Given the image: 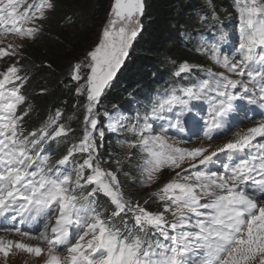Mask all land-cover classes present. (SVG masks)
<instances>
[{
    "label": "snow or ice",
    "instance_id": "6c2138e0",
    "mask_svg": "<svg viewBox=\"0 0 264 264\" xmlns=\"http://www.w3.org/2000/svg\"><path fill=\"white\" fill-rule=\"evenodd\" d=\"M207 2L212 11L202 21L218 22ZM235 4L233 51H222L223 31L197 49L220 70L196 77V66L183 62L173 75L190 82L122 118L103 100L143 31L146 5L114 0L96 44L69 69L77 104L83 97L76 135L60 109L36 128L26 120L33 106L25 50L45 34L57 0H0V231L19 237L0 235V254L16 249L42 264H264V116L212 143L232 135L242 111L250 119L244 105L264 109V0ZM61 23L75 20L66 14ZM106 130L129 133L119 140L124 151L112 158L114 169L103 166ZM65 141V154L54 158V145ZM132 165L148 187L167 171L151 193L157 210L123 191L119 175H131Z\"/></svg>",
    "mask_w": 264,
    "mask_h": 264
},
{
    "label": "trees",
    "instance_id": "16d2710c",
    "mask_svg": "<svg viewBox=\"0 0 264 264\" xmlns=\"http://www.w3.org/2000/svg\"><path fill=\"white\" fill-rule=\"evenodd\" d=\"M108 0H57V11L46 26L45 34L25 50L26 59L22 62L30 73L26 85L33 113L27 117V127L36 128L48 115L57 109L63 111L62 122L81 133L80 120L83 118V97L75 94V84L69 81V69L82 60L88 50L101 35V19L109 12ZM142 18L143 31L130 50L124 70L118 75L103 100V106L116 115L127 109L133 114L143 112L144 106L154 101L171 86L190 82L174 77L176 66L188 62L196 66V77L205 75L202 70L213 68L207 52L197 51L202 45L207 47L219 31L228 33L227 46L232 35L238 31L230 21L235 0H211L215 8L216 20L202 21L201 17L212 11L207 0H146ZM72 15L75 23L67 26L61 23L66 15ZM174 62V63H173ZM51 64V68L47 65ZM41 89L46 91L41 92ZM131 95V99H127ZM131 104H133L131 106ZM135 104V105H134ZM128 136V135H127ZM104 148L101 155L104 167L115 168L112 158L122 155L124 149L117 136L106 130ZM65 141L56 146V158L63 155L69 146ZM110 154V155H109ZM131 175H119L123 191L128 197L150 202V210L159 205L153 202L151 193L165 182V175L150 187H142V179L135 165L126 168ZM102 202L104 198L101 197ZM106 203V202H105ZM107 206V204H106Z\"/></svg>",
    "mask_w": 264,
    "mask_h": 264
},
{
    "label": "rangeland",
    "instance_id": "374dc122",
    "mask_svg": "<svg viewBox=\"0 0 264 264\" xmlns=\"http://www.w3.org/2000/svg\"><path fill=\"white\" fill-rule=\"evenodd\" d=\"M108 1H110V0H108ZM112 2H113V0H111V2H110L109 12L105 16H103L102 19H101V29L105 25V22H106L107 18H109L110 15H111ZM230 21L232 22V24L235 27H238L239 19H238V9H237V7H234V9H232V15L230 16ZM232 36H235V40H233L230 43V45H228L229 46L228 49H223L222 51H226L228 53H231L233 51V49L237 46L238 38H239V32L238 31L235 32V34L232 35ZM7 40H11V37L8 36L6 38V42H7ZM126 61H127V59H126ZM126 61H125L124 65H123V67L121 68V70L118 72L116 78L124 70V68L126 66ZM212 65H213V68L211 69L212 71H219L220 70L219 68H217L214 65L213 61H212ZM2 66H3L2 65V61H0V67H2ZM116 78L114 79V81L112 83L115 82ZM127 99H131V95H129ZM132 105L133 104H131V106ZM141 113H143V112H141ZM116 115L123 118V117H131L133 114H131L130 111H128L127 109H123V110H119L116 113ZM247 126H252V123L251 122L247 123L246 125L242 126L239 130L242 131V129L247 127ZM235 132H233L232 135H230V136H228L226 138L219 139V141L214 140L212 143L216 144L217 142H221V144H223V143L227 142L228 139L234 138ZM127 135H129V133H127V132H124V133L120 134V136H127ZM200 142L201 141L196 140L193 143L194 144H199ZM204 142L207 143V141H204ZM163 174H166L165 177H163V178H165V182H166L167 179H168V173H167V171H165ZM142 187H148V186L142 185ZM0 235L6 236L7 239L19 240L18 236L14 235V234H11V233H1ZM24 242H27V243H30V244H33V245H35L37 243V241H27V240L24 241ZM41 246H44V245H41ZM0 264H42V260H41V258H36L33 255H31V254H28V253L21 252L19 250L13 249L12 253L7 258H5L3 256V254H0Z\"/></svg>",
    "mask_w": 264,
    "mask_h": 264
},
{
    "label": "bare ground",
    "instance_id": "6f19581e",
    "mask_svg": "<svg viewBox=\"0 0 264 264\" xmlns=\"http://www.w3.org/2000/svg\"><path fill=\"white\" fill-rule=\"evenodd\" d=\"M10 37H11V36H10ZM252 126H253V125H252ZM248 127H251V126H247V127L243 128L242 131H246V129H247ZM238 131H241V130H238ZM216 144H221V142H217ZM1 233H4V232H0V234H1Z\"/></svg>",
    "mask_w": 264,
    "mask_h": 264
},
{
    "label": "water",
    "instance_id": "95a60500",
    "mask_svg": "<svg viewBox=\"0 0 264 264\" xmlns=\"http://www.w3.org/2000/svg\"><path fill=\"white\" fill-rule=\"evenodd\" d=\"M146 1V0H145ZM113 3H114V0H113V2H112V5H113ZM145 9H146V7H145Z\"/></svg>",
    "mask_w": 264,
    "mask_h": 264
}]
</instances>
